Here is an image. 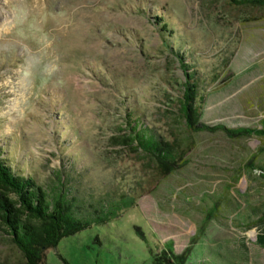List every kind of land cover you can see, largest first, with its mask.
Listing matches in <instances>:
<instances>
[{"label": "rangeland", "instance_id": "374dc122", "mask_svg": "<svg viewBox=\"0 0 264 264\" xmlns=\"http://www.w3.org/2000/svg\"><path fill=\"white\" fill-rule=\"evenodd\" d=\"M164 17L173 34L157 24ZM184 53L203 122L261 128L264 13L227 0H0V151L47 189L132 196L116 218L48 249L43 264H264V139L195 133L188 162L157 183L117 138L137 118L170 139ZM0 225V264H27Z\"/></svg>", "mask_w": 264, "mask_h": 264}, {"label": "trees", "instance_id": "16d2710c", "mask_svg": "<svg viewBox=\"0 0 264 264\" xmlns=\"http://www.w3.org/2000/svg\"><path fill=\"white\" fill-rule=\"evenodd\" d=\"M232 5L257 7L264 13V0H227ZM164 32L173 34L164 17H157ZM184 72L179 99V113L170 127V139L161 137L132 115L127 120V135L117 137L124 145L141 153L143 167L157 183L188 162L187 155L195 148V133L225 130L228 137L257 136L264 139V119L261 128L227 129L224 125L211 126L202 120L200 98L201 79L198 70L190 64L184 53L176 52ZM264 172V167H262ZM74 187L60 179V187L47 189L35 175H24L3 157L0 151V225L20 250L27 264H43L47 250L94 223L108 222L121 211L136 203L132 196H106L94 201L80 199ZM187 252L178 254L174 245L167 243L156 254L155 264H188ZM65 264H69L64 261Z\"/></svg>", "mask_w": 264, "mask_h": 264}]
</instances>
